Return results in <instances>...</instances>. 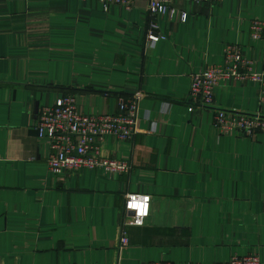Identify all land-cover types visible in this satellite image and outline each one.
<instances>
[{
    "label": "crops",
    "instance_id": "obj_1",
    "mask_svg": "<svg viewBox=\"0 0 264 264\" xmlns=\"http://www.w3.org/2000/svg\"><path fill=\"white\" fill-rule=\"evenodd\" d=\"M173 7L157 20L166 39L148 47L146 0L107 12L96 0H0V264H264V136L214 126L216 110L264 118L258 86L230 79L211 108L188 101L189 76L228 46L263 68L264 33L252 39L251 27L264 0ZM138 92V133L101 144L127 174L49 171L42 107L69 95L82 115H112ZM128 194L150 197L142 226L126 225Z\"/></svg>",
    "mask_w": 264,
    "mask_h": 264
},
{
    "label": "built area",
    "instance_id": "obj_2",
    "mask_svg": "<svg viewBox=\"0 0 264 264\" xmlns=\"http://www.w3.org/2000/svg\"><path fill=\"white\" fill-rule=\"evenodd\" d=\"M86 2L88 0H80ZM104 12L112 6L130 11L136 0H96ZM176 0H146L148 25L145 40L148 47L164 41L166 37L158 31L157 20L163 16L171 19L176 13L173 2ZM198 3H216L220 0H189ZM186 14H182L185 20ZM264 33V21L254 22L251 38L258 39ZM250 81L258 86V101L264 105V66L260 71L252 69V63L241 50L228 46L223 53L220 65H210L199 73L189 76L188 101L198 108H211L213 90L226 80ZM142 100L139 92L130 97L118 99V111L112 115H82L77 112L72 96H63L50 107H42L37 114L35 129L39 138L48 140L51 153L47 160L51 173L62 176L81 169L104 171L108 175H123L130 171V164L112 160L101 155V144L110 137L119 141H131L138 133V110ZM214 126L221 135L236 134L253 138L264 136V118L244 116L216 110ZM129 205H134L130 207ZM150 197L128 194L124 199V210L133 213L126 225L142 226L148 218ZM120 244H127L124 233ZM215 264H262L256 255L236 256L229 261Z\"/></svg>",
    "mask_w": 264,
    "mask_h": 264
},
{
    "label": "snow or ice",
    "instance_id": "obj_3",
    "mask_svg": "<svg viewBox=\"0 0 264 264\" xmlns=\"http://www.w3.org/2000/svg\"><path fill=\"white\" fill-rule=\"evenodd\" d=\"M130 207H134V205H129Z\"/></svg>",
    "mask_w": 264,
    "mask_h": 264
},
{
    "label": "trees",
    "instance_id": "obj_4",
    "mask_svg": "<svg viewBox=\"0 0 264 264\" xmlns=\"http://www.w3.org/2000/svg\"><path fill=\"white\" fill-rule=\"evenodd\" d=\"M67 96V95H66Z\"/></svg>",
    "mask_w": 264,
    "mask_h": 264
}]
</instances>
